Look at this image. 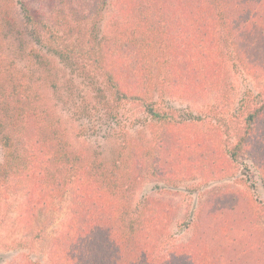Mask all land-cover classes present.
<instances>
[{
	"label": "rangeland",
	"instance_id": "374dc122",
	"mask_svg": "<svg viewBox=\"0 0 264 264\" xmlns=\"http://www.w3.org/2000/svg\"><path fill=\"white\" fill-rule=\"evenodd\" d=\"M97 1L91 44V25L73 13L94 12L93 0H0V167L3 142L20 139L17 103L27 112L24 148L54 143L62 161L78 157L99 175L117 166L111 190L130 213L147 198L162 201L158 252L185 257L169 264H264V0ZM220 8L229 22L249 25L238 31L237 53ZM258 108L244 149L235 150L241 115ZM49 178L0 183V264H49L53 243L74 227L84 234L66 241L64 257L108 264L117 255L132 264V216L102 217L71 183ZM43 198L24 221L28 200ZM80 245L84 256L70 251Z\"/></svg>",
	"mask_w": 264,
	"mask_h": 264
},
{
	"label": "trees",
	"instance_id": "16d2710c",
	"mask_svg": "<svg viewBox=\"0 0 264 264\" xmlns=\"http://www.w3.org/2000/svg\"><path fill=\"white\" fill-rule=\"evenodd\" d=\"M60 2H65V0H59ZM225 1L227 4H231L233 0H221ZM248 0H239L237 5L240 4L244 5ZM261 1V0H260ZM96 5H98V8L93 12V10H89V13L86 14L85 17L79 15L76 16L75 13H73V16L75 17V20L78 22L79 25H82L80 22H83L85 24L92 23L91 19L94 18V14L99 15V7L101 8V2L97 0H93ZM98 2V3H97ZM263 0L261 1V3ZM249 8V7H248ZM244 10V9H243ZM29 12V11H28ZM247 11L244 10L242 12L244 15ZM26 13V12H25ZM217 14V13H216ZM220 20L228 22L227 26L224 28L223 31L225 32L224 39L228 41L227 43L232 46H234V49L236 48L237 39L236 37H240L238 31L241 27L245 34L248 31L249 25L246 24L245 21L239 20L238 24L235 25L233 22H229V16L227 14V11H223V8H220V11L216 15ZM231 18V17H230ZM93 20V19H92ZM89 25V26H90ZM87 26V25H85ZM82 26H78L80 30ZM93 25L90 26V34L88 35L89 38H86L85 40L93 42L95 40V37L93 36L92 30ZM210 31L207 33H213V35H216L217 31L215 29V26L211 27L209 26ZM263 29V27H262ZM50 34V32H48ZM260 35H264V29L260 33ZM264 37V36H263ZM213 39V37H212ZM216 37L214 36L215 40ZM223 39V40H224ZM217 43H219L217 41ZM264 45V44H262ZM261 46V45H260ZM217 47V46H216ZM75 48V47H74ZM87 52H90L89 50ZM57 56H59V53H62V51H56L55 52ZM91 53V52H90ZM235 55V54H234ZM59 57H62L61 55ZM237 57V56H236ZM20 105L17 103L12 108L13 111H18L16 124V129L20 132V139L16 140V143L9 144L8 140L3 142V146L5 148V165L0 167V178H2V181L0 183H3L4 186H7L6 188H11L13 185V182L15 180L21 179L23 176L25 178L32 177L33 175H37L39 173H48V176L50 177L49 180H52L53 182H59L63 185H68V183H71V186H73V189L75 190V193H81L82 196H84L83 199L89 198L90 201H94L95 205H99L100 209V215L107 216L110 219H117L126 221L127 217L130 215L132 216V222L129 223V229L132 231V240H130V243H133L131 247H128V253L130 262L132 261V264H160L165 263L169 264L171 260L173 259H184L185 257L178 256V253L172 257L166 256L165 254L162 256L158 252V249L162 247L161 243H164V240L160 243L159 240L162 238L163 234H161V231H159L156 228V225L158 223L163 222L164 220V213H165V205L160 200H151L150 198L145 199L141 204L138 205V207L131 211L129 210L128 206V199L122 195L120 197L118 195V192L111 189H116L118 187L117 179L119 180L121 173L119 171V168L115 166L113 171H106V173L100 172V175L92 172V170L88 167V165L84 164L80 158L73 157L71 160H68V156L64 154L63 161L61 158V153L58 152V150L54 149L56 146L54 145H46L43 142V147L40 149V151L33 150V148L28 146H23L24 141V135H21V130L24 125V119L25 114L27 112L24 110H20ZM258 109L253 110H247L243 113V124L242 129L244 130L242 133V136L240 135L236 145L235 150H243L244 146L246 145L247 136L251 133L253 130L254 122L257 119V112ZM264 110V105L260 109V112ZM22 111V112H21ZM148 114L150 115L151 119L160 122L162 124H167L168 119L165 114L153 111L152 109H148ZM13 119V118H12ZM18 122L20 125H18ZM236 127L239 128V124H236ZM240 130V129H237ZM47 139H49L48 135L46 136ZM37 141L34 142L36 144ZM19 144L22 147L21 149H18ZM18 146V147H17ZM15 148V149H14ZM64 157L67 161H70L69 163L64 162ZM159 161H157L158 163ZM135 167L134 163H131L128 167L129 173L127 175L131 174L132 168ZM98 172V171H97ZM133 173V172H132ZM93 174V175H92ZM97 175L98 177H96ZM97 178V180H96ZM100 179V180H99ZM56 182V183H57ZM57 185V184H56ZM128 186V185H127ZM55 188H51L50 191H53ZM117 190V189H116ZM77 193V194H78ZM51 195V193L46 195V199ZM28 200V203L30 204V207L26 208V210L23 213V220H28L29 216L30 218H33L32 212L35 209V206L38 204H44V200ZM34 207V208H33ZM160 224V225H161ZM86 233V232H85ZM84 234L82 232H79L74 228L69 230H64L58 237V239L53 243V247L49 252V264H75L73 259H70L68 256H63V247L66 243V241H70L71 243L75 241V239L78 237H81V235ZM123 240V239H121ZM137 245L142 246V248L137 247ZM82 246L80 247H72L70 251H73L77 255L84 256L85 253H83ZM191 246V244H190ZM189 246V248H190ZM197 245H195L196 247ZM167 249V248H166ZM164 249V250H166ZM178 248H174V250H177ZM167 252V250H166ZM168 258L165 260V257ZM196 257V256H194ZM121 256H115L112 257L108 264H123L121 261ZM192 262V261H191ZM189 264H193V263ZM31 264V263H30ZM86 264H90L87 263ZM128 264H130L128 262Z\"/></svg>",
	"mask_w": 264,
	"mask_h": 264
}]
</instances>
